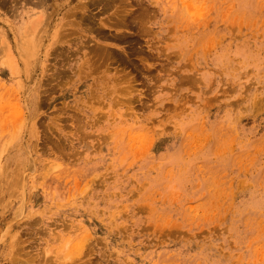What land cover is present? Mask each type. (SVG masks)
<instances>
[{
  "label": "rangeland",
  "instance_id": "rangeland-1",
  "mask_svg": "<svg viewBox=\"0 0 264 264\" xmlns=\"http://www.w3.org/2000/svg\"><path fill=\"white\" fill-rule=\"evenodd\" d=\"M0 264H264V0H0Z\"/></svg>",
  "mask_w": 264,
  "mask_h": 264
},
{
  "label": "bare ground",
  "instance_id": "bare-ground-1",
  "mask_svg": "<svg viewBox=\"0 0 264 264\" xmlns=\"http://www.w3.org/2000/svg\"><path fill=\"white\" fill-rule=\"evenodd\" d=\"M25 1V0H24ZM38 1V0H37ZM32 2V1H31ZM45 6V5H44ZM47 18V17H46ZM46 20V19H45ZM33 21H35V20H33ZM39 27V26H38ZM34 28V25L32 26V29ZM27 31V30H26ZM35 31V30H34ZM33 31V32H34ZM104 56V55H103ZM101 66V65H100ZM11 174V173H10ZM10 181V180H9Z\"/></svg>",
  "mask_w": 264,
  "mask_h": 264
}]
</instances>
